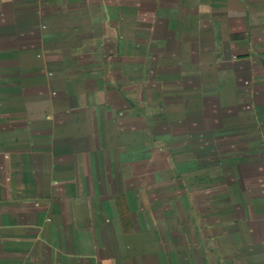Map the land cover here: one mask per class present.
<instances>
[{
	"label": "crops",
	"instance_id": "crops-1",
	"mask_svg": "<svg viewBox=\"0 0 264 264\" xmlns=\"http://www.w3.org/2000/svg\"><path fill=\"white\" fill-rule=\"evenodd\" d=\"M35 5L21 7L37 17L35 44L9 42L12 23L4 43V64L14 65L8 77L21 83L0 96V264L93 255L63 245L62 237L81 234L79 221L93 220L63 206L91 192L90 174L109 171L116 158L111 142L147 122L132 120L134 112L170 107V162L213 164L190 167L191 176L261 179L264 0ZM50 59L57 64L49 74L43 63ZM112 217L121 220L103 215L102 227ZM172 217L199 240L170 247L178 254L170 264H264V214Z\"/></svg>",
	"mask_w": 264,
	"mask_h": 264
},
{
	"label": "rangeland",
	"instance_id": "rangeland-1",
	"mask_svg": "<svg viewBox=\"0 0 264 264\" xmlns=\"http://www.w3.org/2000/svg\"><path fill=\"white\" fill-rule=\"evenodd\" d=\"M36 3L37 0H0V96L21 83V78L8 77L7 70L14 65L4 64L7 62L3 60L7 53V23L13 24L9 42L15 37L34 45L38 38L37 17L29 12L25 15L21 7L32 10ZM14 9L13 15L10 12ZM48 48L53 50L54 46ZM45 63L47 73L54 71L57 62L50 59ZM140 113L134 112L131 119L147 122L128 126L131 132L125 138L111 142L116 158L109 171L104 175L90 174L91 192L87 190V195L84 190L82 195L76 194L81 200L78 204L63 206V212L69 215L82 212L93 216L92 221L78 222L83 229L78 237L61 238L67 250L93 255L52 257L45 260L46 264H170V259L175 260L178 255L170 253V247L199 240L198 236L183 232L182 226L177 227L182 222L172 216L264 214V170L260 180L246 179L240 183L230 182L225 173L191 176L193 173L187 171L190 167L213 164L210 158H203L204 165L198 160L194 165L193 158L170 162V107L143 110L144 116ZM108 130L114 131L113 126ZM103 215H119L121 220L112 217L102 227ZM89 240H93L89 246H76L79 241Z\"/></svg>",
	"mask_w": 264,
	"mask_h": 264
}]
</instances>
